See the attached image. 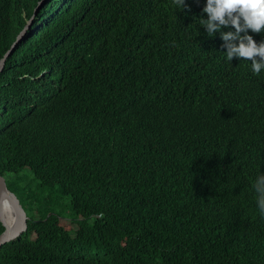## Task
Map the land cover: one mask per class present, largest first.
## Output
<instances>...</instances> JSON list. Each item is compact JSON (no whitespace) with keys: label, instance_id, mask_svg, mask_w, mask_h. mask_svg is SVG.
Listing matches in <instances>:
<instances>
[{"label":"trees","instance_id":"16d2710c","mask_svg":"<svg viewBox=\"0 0 264 264\" xmlns=\"http://www.w3.org/2000/svg\"><path fill=\"white\" fill-rule=\"evenodd\" d=\"M186 4L0 0V62L31 21L0 72V175L33 172L74 217L22 189L0 264H264V72Z\"/></svg>","mask_w":264,"mask_h":264},{"label":"clouds","instance_id":"9594fccd","mask_svg":"<svg viewBox=\"0 0 264 264\" xmlns=\"http://www.w3.org/2000/svg\"><path fill=\"white\" fill-rule=\"evenodd\" d=\"M176 2L182 12L188 8L186 0ZM193 17L199 20L208 38L220 34L225 42L222 54L226 62H246L254 76L264 72V40L257 42L249 34L264 32V0H203L199 17ZM249 180L255 208L264 219V172H254Z\"/></svg>","mask_w":264,"mask_h":264},{"label":"water","instance_id":"95a60500","mask_svg":"<svg viewBox=\"0 0 264 264\" xmlns=\"http://www.w3.org/2000/svg\"><path fill=\"white\" fill-rule=\"evenodd\" d=\"M31 21L28 23L24 31L19 35L17 41L13 45L12 49L6 54V56L0 62V72L2 71L6 58L12 53L15 46L24 38L27 29L30 27ZM8 201L12 206L13 213L10 219H7L4 212V202ZM29 217L24 210L18 197L8 189L6 179L0 175V222L3 224L5 230L0 234V248L4 245L19 238L28 229Z\"/></svg>","mask_w":264,"mask_h":264},{"label":"rangeland","instance_id":"374dc122","mask_svg":"<svg viewBox=\"0 0 264 264\" xmlns=\"http://www.w3.org/2000/svg\"><path fill=\"white\" fill-rule=\"evenodd\" d=\"M6 177L9 187L16 196L22 192V189L26 190L28 193L33 191L36 194H41L37 189L38 180H36L33 172L31 171L24 170L18 176L14 174H8ZM52 192V195H50L51 191L49 190L41 194L42 200L49 198V201L52 200V203L47 205L42 202L41 204L36 203L34 205H29V210H33L34 212L36 211L38 213L40 212L42 214H44L46 211H49V214L56 213L66 219H73L74 217L70 207V198L67 196H62L58 188L53 189ZM24 204L27 205L26 208L28 209V204Z\"/></svg>","mask_w":264,"mask_h":264},{"label":"bare ground","instance_id":"6f19581e","mask_svg":"<svg viewBox=\"0 0 264 264\" xmlns=\"http://www.w3.org/2000/svg\"><path fill=\"white\" fill-rule=\"evenodd\" d=\"M4 212H5L7 219H9L11 221L10 216L13 213V209H12V206L10 205V203L8 201L4 202Z\"/></svg>","mask_w":264,"mask_h":264}]
</instances>
